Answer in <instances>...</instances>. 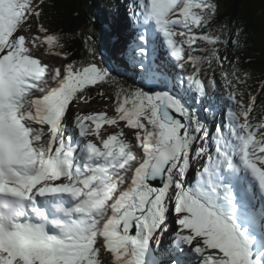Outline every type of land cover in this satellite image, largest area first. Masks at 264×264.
<instances>
[{
    "label": "snow or ice",
    "instance_id": "snow-or-ice-1",
    "mask_svg": "<svg viewBox=\"0 0 264 264\" xmlns=\"http://www.w3.org/2000/svg\"><path fill=\"white\" fill-rule=\"evenodd\" d=\"M134 6L139 12L129 27H151L163 37L180 70L177 90L161 70L137 59V49L146 56L142 44L130 47L124 67L136 72L139 64L136 74L151 86L121 87L118 115L110 117L70 110L113 80L94 62L95 49L87 46V63L49 67L33 49L61 45L44 26L41 0H0V264H182L177 253L186 248L198 254L197 264H264V241L253 234L258 226L264 236V207L254 203L264 202V122L250 116L257 97L247 105L238 99L243 73L233 67L225 73L234 105L226 123L210 129L195 107L208 94L205 64L222 65L218 45L228 43L194 31L209 25L215 3L134 0ZM33 18L42 38L20 34ZM136 38L147 39L139 30ZM197 40L207 47L193 48ZM118 121L135 130L134 143L123 129L101 135L102 123ZM69 123L80 139L66 136ZM257 132L262 138L255 139ZM193 157L203 161L194 183ZM170 219L176 228L167 227ZM169 231L168 247L153 253Z\"/></svg>",
    "mask_w": 264,
    "mask_h": 264
},
{
    "label": "trees",
    "instance_id": "trees-1",
    "mask_svg": "<svg viewBox=\"0 0 264 264\" xmlns=\"http://www.w3.org/2000/svg\"><path fill=\"white\" fill-rule=\"evenodd\" d=\"M212 2L215 3L216 10L209 25L194 31L222 36L228 43L218 45L219 54L224 58L222 65L214 64L212 70H207L205 64L206 71L202 79L207 83L208 94L203 104L198 98L195 107L200 109L201 119H207V126L210 129L219 126L222 123L220 113L232 106L227 99L229 88L225 73L235 67L243 73L241 76L243 83L236 86L238 99L245 97L249 102L253 95L256 96L255 110L250 116L253 123L264 122V91L261 90L264 88V0H212ZM115 3L116 0H49L42 5V20L49 30L48 34L64 41V43L60 41V47L51 48L62 60L63 66L81 61L87 63L90 60L87 46H91L96 53L94 62L102 67L106 62L107 69L114 77L117 68L111 60L108 61V58L115 37H118L116 31L119 18L112 16L115 12ZM205 47L206 43L200 40L193 45V48ZM193 55L203 56L204 53L197 51ZM213 79L215 83H211ZM121 87L124 88L119 81H112L109 85L114 108L116 92ZM168 87L170 88L169 84ZM92 96L90 102L98 97V93L93 91ZM208 113L211 114L207 117Z\"/></svg>",
    "mask_w": 264,
    "mask_h": 264
},
{
    "label": "rangeland",
    "instance_id": "rangeland-1",
    "mask_svg": "<svg viewBox=\"0 0 264 264\" xmlns=\"http://www.w3.org/2000/svg\"><path fill=\"white\" fill-rule=\"evenodd\" d=\"M49 0H41L42 5L46 4ZM115 12L113 13L112 16H118L120 19L119 25H121L120 31L117 30L116 34L118 37H115L114 44L112 46L111 51L109 52V58L108 61H112V63L116 66L117 70L115 71V75L113 77L112 81H119L123 85L124 89L128 91H132L137 87H148L149 85H145L144 82L141 80V77L136 74V72L141 71V66L139 64L136 65V72H133L131 70V66L128 68L124 67V63L126 62V56L123 55L122 53L130 48V47H135V45L142 44L145 48L146 51V56L145 57H140L138 54V49H137V59H144L146 64H151L152 66L156 67L157 69L161 70L168 78V82L170 85V88H172V84L175 82V77L179 73V69L174 68L173 63H172V58L169 54V49L166 46V44L163 41V37L160 36L159 34L155 33L154 30L151 27H148L147 29L144 28H139L137 29V26L129 27V20L132 19V13L139 12L138 8H135L134 6V0H116L115 3ZM98 13L100 12V8H97ZM125 23V24H124ZM30 24L32 27L24 33V35H32V36H40L41 38L44 36L41 32H38L37 27H36V20L33 18L30 21ZM142 31L146 35L147 39L143 42L139 41L136 38V31ZM121 38V41H120ZM63 42V40L59 39V43ZM185 47V56H187V47ZM40 48V49H39ZM35 58H38L41 60L42 63L48 64L49 67L55 68V67H60L63 68L62 60L59 59L49 47L43 43H40L38 48L33 49ZM100 66V65H99ZM103 67L107 68V63L105 62L103 64ZM109 70V69H108ZM127 75L128 77L125 78L123 76ZM104 85L101 89L100 92L98 93V97L95 98L92 102L88 104H84L81 102L79 107L70 105V110L73 114H76L77 112L83 114L86 112H100L103 111L105 112L108 116L110 117H116L117 113L115 111V108L112 103V96L109 92V85L110 83ZM151 86V85H150ZM179 87V86H178ZM176 91L177 89H173ZM107 96L109 97L108 99H104L103 97ZM242 103L245 105L248 103L247 99L245 97L240 98ZM197 104V101H196ZM195 104V105H196ZM230 104V102H229ZM234 107V105H232ZM227 111H223L222 115V123H226V114ZM211 113L207 114V117L210 116ZM70 119H72L70 117ZM118 127L117 126H110L107 124H103L101 126L100 132L101 135L104 136V138H107V135L110 134H115L118 133L121 129L124 130L125 132V139L130 142L134 143V137L132 133L135 131L134 129L130 130L127 127H125V122L124 121H118ZM105 129L108 131L105 132ZM226 130V129H225ZM66 136H71L73 140L75 141L76 139H80L78 136V130L75 129L74 125L72 123H69L66 125ZM90 139H93V137H89ZM261 134L260 132H257V136L255 139H260ZM95 142V140H94ZM203 161L202 160H196L195 157H193V165H192V172H191V177H192V183H194L195 179V172L197 170L201 169ZM252 185V184H251ZM253 186V185H252ZM263 203V202H262ZM260 207H263L262 204H259ZM259 209V208H258ZM167 227L170 229L176 228L175 223L173 220H169ZM254 230V228H253ZM255 233V232H253ZM172 232H166L163 235V241L162 243L165 242L167 245H163L162 243L157 245H153L154 248H159L162 246H168L169 241L171 239ZM264 241V238H263ZM152 249V250H153ZM185 255H177V257H180L182 260H184L185 264H189L191 261L194 260L191 264H197V256L198 254H195L193 251L190 250H185L184 252ZM104 260H108V256H104ZM103 264V261H102Z\"/></svg>",
    "mask_w": 264,
    "mask_h": 264
},
{
    "label": "bare ground",
    "instance_id": "bare-ground-1",
    "mask_svg": "<svg viewBox=\"0 0 264 264\" xmlns=\"http://www.w3.org/2000/svg\"><path fill=\"white\" fill-rule=\"evenodd\" d=\"M124 24H125V23H124ZM23 35H24V34H23ZM120 41H121V38H120ZM39 49H40V48H39ZM241 182H242V184L245 185V186H251L250 178L247 177V176H245V175H243V174H241ZM252 185H253V184H252ZM251 188H252V191L254 190L253 193H255V187H254V185H253V187L251 186ZM253 232H255V233H253V234L256 235L258 239H260V240L263 241L264 236H261V234H260V232H259V228H258V226H256V229H254ZM177 255H178V254H177ZM177 258H178L180 261H182V264H185L184 260H182L180 257H177ZM192 262H194V260L191 261L190 263H192Z\"/></svg>",
    "mask_w": 264,
    "mask_h": 264
},
{
    "label": "water",
    "instance_id": "water-1",
    "mask_svg": "<svg viewBox=\"0 0 264 264\" xmlns=\"http://www.w3.org/2000/svg\"><path fill=\"white\" fill-rule=\"evenodd\" d=\"M156 90H160V88H157Z\"/></svg>",
    "mask_w": 264,
    "mask_h": 264
}]
</instances>
